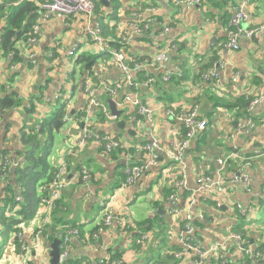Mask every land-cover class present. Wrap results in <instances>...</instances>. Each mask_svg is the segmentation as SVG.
Masks as SVG:
<instances>
[{
  "label": "crops",
  "instance_id": "obj_1",
  "mask_svg": "<svg viewBox=\"0 0 264 264\" xmlns=\"http://www.w3.org/2000/svg\"><path fill=\"white\" fill-rule=\"evenodd\" d=\"M94 2L100 10L95 18L99 21L98 18L107 14L111 5H105L101 0ZM200 5V9L192 6L179 11L174 0H120L116 17L107 15L102 18L103 23L113 18L127 26L134 20L132 14L135 12L156 17L158 23L144 33L133 34L125 46L130 65L137 60L152 58L163 50L168 41L175 45L169 51L167 61L161 65L133 72L138 89L128 87L120 93V97L129 94L148 106L150 112L146 114L135 111L131 115V108L126 109L127 105L125 108L115 105L121 113L115 119H107L104 115L102 120L98 117L99 111L92 107L95 104L90 103V95L83 86L84 79L95 89V94H92L94 102L104 105L109 103L107 99L110 97L106 83L121 77L114 65H99L108 54L102 53L87 32L88 28H93L95 19L83 14L65 19L52 17L42 23L35 43L26 46V39H20L15 43L16 51L8 55H4L0 48V96L15 92L23 100L21 106L0 112V161L5 156L22 158L18 154L25 147L20 142L21 135L33 127L35 118L49 117L61 106L58 101H43L44 97H52L58 91L70 95L65 107V121L52 133V149L47 161L51 167L60 160L67 161L70 164L69 176L84 165L92 173L93 180L75 182L61 190L62 206L49 214L46 230L57 229L63 224L78 228L79 235L70 241V261L74 263L95 261L115 254L120 255L121 264H193V253L181 258L174 255L182 250L175 240L180 222L190 214L193 226L194 220L199 223L194 230L195 238L205 248L223 243L230 263L242 264L248 257L254 264H264V253L259 257L241 255L236 242L230 238L235 233L234 226L243 223L240 216H249L250 220L241 226L246 242L255 250L261 246L264 250V220L260 219V214L264 213V100L248 109V117L254 123L249 133H237L236 123L241 119H235L237 108L231 106L239 98L243 101L264 93V0H201ZM8 8L5 6L4 11ZM234 9L244 13L241 25L245 31L258 30L255 36L241 33L237 49L223 45L229 39L227 24ZM4 23L5 15L0 16V28ZM163 24L170 27L165 35L161 33ZM103 36L107 51L117 49L112 32ZM28 50L35 53L33 58ZM70 50L72 55L68 54ZM88 57L98 59L92 72L85 69L84 59ZM14 58L18 60L14 61ZM217 58L224 62L218 77L203 79L201 72L209 69ZM166 71L173 75L169 81L162 79ZM66 72L69 73V85L65 83ZM146 72L154 78L151 86L142 85ZM235 76L236 80H233ZM38 97L42 100L31 117L23 105L28 99L36 101ZM195 103L199 118L206 122V127L190 141L183 163L178 164L172 153L184 137L183 126L176 118L169 117L166 111L171 107L176 112H185ZM88 125L97 132L114 136L121 146L109 155L101 152L95 143H88L86 146L92 147L85 149L84 146L77 154H68V142L77 145ZM39 137L43 140V136ZM152 140L159 143L156 151L158 164L134 182L125 184V168L145 159L146 153L141 146ZM224 158L229 159V165L221 172L228 186L227 196L222 198L211 192H197L194 203L190 205L188 198L197 189L198 173L210 171V176L216 180L218 163ZM14 168L11 166L7 177L0 182V209L8 193L23 200ZM240 170L248 177L249 191L241 182H229L232 174ZM176 172L183 174L185 186L176 190L175 207L178 212L170 213L168 196L172 193V176ZM47 181L46 176L34 181V196L28 207L32 216L21 222L16 231L9 232L2 243L6 249L1 251L0 264L14 261L16 234L21 232L23 239L29 242L40 219L47 217L46 213L36 215L39 189ZM236 204L248 212L242 215ZM102 206H107L114 217L110 224L104 223V227L96 231L103 224ZM5 210L9 211V207ZM146 220H151L147 223L149 236L154 235L155 238V235H160L167 240L163 242L166 248L160 257H156V249L152 251L149 243L145 249L140 248L132 237L133 232L119 223L133 221L139 224ZM51 243L50 239H42L31 264H44V261L51 264ZM166 251H172L173 258L159 263ZM206 264H217L216 257H209Z\"/></svg>",
  "mask_w": 264,
  "mask_h": 264
},
{
  "label": "built area",
  "instance_id": "obj_2",
  "mask_svg": "<svg viewBox=\"0 0 264 264\" xmlns=\"http://www.w3.org/2000/svg\"><path fill=\"white\" fill-rule=\"evenodd\" d=\"M201 0H174V5L179 11H183L186 8L196 6V8H201L200 5ZM39 8L41 10L39 18L37 22L32 27L33 36L29 37L25 41V45L29 46L37 40V36L39 34L41 25L46 20L55 17L59 19L65 18H74L77 15L83 14L89 19H97L95 15V2L94 0H43L38 2ZM134 20L130 22L127 26H125L122 22L117 19H108L107 24L109 28L115 31L114 41L117 43V49L108 50V57L103 58L99 65L106 67L108 65H114L121 73V77L114 82L108 81L106 83V90L115 103V105L119 108L126 109L131 108L130 114L133 115L135 111L139 114L149 113V107L141 104L136 98H132L129 94H124L120 97L121 91H125L128 87L137 88L138 83L135 81L133 77V72L140 69H148L153 66H159L164 61H167L169 56V51L175 47V45L168 41L166 46L162 51L157 53L152 58H144L140 61H135L131 65L127 60V55L125 52L126 45L129 44L131 37L133 34H141L148 31L154 23H158L157 19L153 15H143L139 12H135L132 14ZM94 20L93 28H88L87 32L91 39L94 41L96 45H98L99 49L103 52L107 50L106 48V39L101 34V23L97 20ZM245 19V15L242 11L234 9L233 14L231 15L228 21V35L229 39L224 46L237 49L238 48V37L241 33H245L247 36H255L258 33L257 29H245L242 27L241 22ZM170 31V27L167 24L161 25V33L163 35L167 34ZM29 56L33 58L35 53L31 50H28ZM69 55L73 54V51L70 50L68 52ZM224 62L217 58L213 65L209 69H205L201 72V77L205 80L215 79L219 75V71L223 68ZM178 72H180L179 67L177 68ZM172 75L171 71H166L162 79L163 81H168L170 76ZM146 79L142 83L145 86H151L154 78L148 73H146ZM236 80V76L233 78ZM62 86V83H61ZM83 86L85 91L90 95V103H94L92 107L98 109L101 107V112L107 119H115L117 116L109 113L105 107L99 105L97 102H94V98L92 94H95V89L91 87L89 82L84 79ZM59 92V91H58ZM55 93L51 98L46 97L45 102L55 101L60 97V94ZM62 94V93H61ZM63 95V94H62ZM264 100V93H261L257 96L252 97L250 100L248 109H252L254 105ZM66 102L64 101L63 105L66 107ZM167 115L172 118H176L179 122L182 123L184 137L183 139L177 143L175 150L172 153V158L178 164H182L184 160L185 152L189 146L190 141L198 137L204 128L206 127V122L202 121L199 118L198 113V105L195 103L185 112H176L173 108H168L166 111ZM129 116L128 118H131ZM40 118V117H39ZM254 126L253 121L250 117H246L244 119L238 120L236 123V131L237 133H249V131ZM88 143H95L101 149V152L109 154L114 149H117L121 146L120 141L114 136L108 133H100L95 131L90 125L85 126L84 134L81 138V141L75 145L68 142L66 147V152L68 154H77L84 146ZM141 150L146 153V157L144 160L140 161L138 164L128 165L125 170V184H130L138 179L144 172H146L150 167L158 164V157L156 151L159 150V143L156 140H152L149 142H145L141 146ZM236 156H239L236 154ZM20 158L10 159L4 158L0 161V182H2L7 177V170L13 166L16 167L20 163ZM246 164L249 161L245 162ZM229 165V159L224 158L222 161L218 163L217 168V179L213 180L211 172L200 171L196 178L197 189L191 193L188 198L189 204H193L195 201V194L197 192H211L219 195L220 197L227 196L228 186L226 185V181L223 178L224 176L221 174L225 170V168ZM54 171L52 172L51 179L40 186L39 196H38V210L36 212L37 216H42L44 213L47 214V217L41 218L37 228L32 232L31 239L29 242L25 241L22 237L21 232H18L17 239H19V246L14 250V261L11 264H31V261L36 256L37 251L39 250L42 239L49 240V234L51 232H46V225L49 223L48 216L55 209L57 201L60 199L61 190L66 188L69 185H72L78 180H81V183L88 182L93 180L92 173L88 170V167L84 165H80L76 172L73 175H70V164L67 161L60 160L56 165L53 166ZM220 173V174H219ZM230 183L241 182L244 187L249 191V181L247 175L244 171L240 170L238 173H233L230 180ZM172 193L168 197V201L170 204V213H177L178 210L175 207L177 196L176 190L180 187L185 186V179L181 172H176L172 176ZM20 198L17 197L16 200ZM223 203V200L220 202ZM236 207L240 211L242 215H245L248 211L244 209L240 204H236ZM103 212V224H110L112 218L114 217L109 212L107 206H102ZM183 225L179 228L176 233L175 240L182 246V250L175 253L176 258H181L187 253L194 254V262L193 264H206V260L215 256L217 264H227L228 259L225 255L226 248L225 244L217 243L213 244L207 248L203 246L195 237H194V226H193V218L190 214H186L184 216ZM125 226L127 223L128 226H132V228H136V225L133 221L131 222H119ZM62 229V226L59 227ZM79 235V231L76 228H70L62 234L59 230L54 234V237H57L61 240L59 245V261L57 264H71L70 263V241L73 236ZM149 235L147 232H143L136 239V244L142 248H146L147 240ZM230 238L234 240L237 244V251L241 255H247L249 257H259L262 254L253 249L252 246L248 245L246 242V238L242 232L232 233ZM264 252V250H263ZM108 263L109 257H103L101 259L95 261H86L81 262L80 264H101L102 262ZM122 260L112 261V264H121ZM44 264H49V261H44Z\"/></svg>",
  "mask_w": 264,
  "mask_h": 264
},
{
  "label": "trees",
  "instance_id": "obj_3",
  "mask_svg": "<svg viewBox=\"0 0 264 264\" xmlns=\"http://www.w3.org/2000/svg\"><path fill=\"white\" fill-rule=\"evenodd\" d=\"M3 3L0 4V16L5 15V23L2 24V27L0 28V48L4 55H8L10 52H15V43L20 39H28L29 37L33 36L32 33V27L37 22L39 15H40V8L38 5V2L43 0H2ZM111 7L108 9V13L105 15L100 16L99 22L101 23V34L103 36L112 32L115 35V31L111 28H109V25L102 22V18H105L107 15H110L111 17H116L117 9L120 7V0H108ZM9 7L8 10L6 9L4 11V7ZM95 12L96 17L98 15V12L100 10L96 6L95 2ZM116 36V35H115ZM104 37V36H103ZM14 54V53H13ZM105 54V53H104ZM18 60V58H14V61ZM86 61L85 69L89 72H92L93 67L96 66L98 59L97 57H88L84 59ZM140 61V60H137ZM31 62H28V64ZM32 65V64H31ZM30 65V66H31ZM148 73V72H146ZM148 75L151 76L150 73ZM146 76V75H145ZM173 76V75H172ZM169 79H171V77ZM147 78V77H146ZM169 81V80H168ZM138 89V88H137ZM136 89V91H137ZM60 94V97L57 98L55 101L61 102L62 94L60 91L58 92ZM45 98L43 101H45ZM51 98V97H49ZM36 101H33L32 98L28 99L24 106L27 113H31L35 110V108L39 105V102L42 100V98L38 97L36 98ZM252 98L248 97L247 99H243V101L239 98L236 100V103H231L232 107L237 108L235 119H244L249 116L248 114V105L250 103V100ZM54 101V102H55ZM23 100L15 93V92H8L5 93L3 96H0V112H4L8 109H11L16 106H21ZM52 100L50 103H54ZM64 102H61V106L49 117H37L35 118L33 127L26 133L21 135L20 142L25 146L24 149L19 152L18 154L21 155L22 158H20V163L14 168L15 174H16V180L20 183V189L21 194L23 196V200L21 201L20 196H14L12 193H8L2 208L0 209V247L2 246V243L6 240L8 234L10 231H16L17 226L30 218L32 216V213L29 210V201L33 198L34 192V181L36 182V179L46 176L47 180L49 181L51 179L52 172L54 171V167H51L47 161V158L51 152L52 149V133L53 131L61 128L62 124L65 121V115H66V109L63 105ZM101 107H98V117L103 118L104 115L101 112ZM105 133V132H100ZM39 136H43V140L40 139ZM112 151L109 153V155H112ZM7 157V156H5ZM3 157L2 159H4ZM13 159V158H10ZM18 159V158H17ZM2 161V160H1ZM52 168V169H50ZM50 170V173H49ZM48 173V174H47ZM8 175V170H7ZM77 183H81V180H78ZM36 186V185H35ZM173 190V187H172ZM171 190V191H172ZM171 194V193H170ZM169 194V195H170ZM19 197V200H16V198ZM169 197V196H168ZM59 199L56 203L55 209L62 206L60 205ZM18 201V202H16ZM19 207H16V206ZM6 207H9V211L5 210ZM54 209V210H55ZM6 211V212H5ZM34 216V215H33ZM249 217V216H248ZM248 217H242L240 216V221L243 223L245 221H248ZM59 220V219H58ZM147 223H151V220H146L144 222H141L139 224H136V228H132V226H128V224H125V228L128 231L133 232L132 237H134V240L139 237V235L143 232H147L150 228ZM194 230L197 226L196 223L197 220H194ZM242 223V224H243ZM56 222L54 221V226ZM199 224V223H198ZM242 224H236L233 228L235 232H242L241 226ZM159 225V224H158ZM183 225V220L180 222V227ZM104 224H100L96 231L99 228H103ZM70 228H76L71 225L63 224L62 229H55V227L51 228V235L49 234V239L51 242L54 239H57V237H54V234L59 230L62 234L65 233ZM78 230V228H76ZM79 231V230H78ZM158 238V246H163L164 241L167 240L165 237L160 235H155ZM195 237V234H194ZM136 238V239H135ZM17 239V238H16ZM14 246L15 250L19 246V239L14 240ZM263 246L259 248L257 251H259L261 254H263ZM2 251V249H1ZM1 255V252H0ZM170 255V256H167ZM164 256V259L159 261V263H163L165 259L173 258L172 251H169V253ZM120 256V255H119ZM118 255H111L109 257V262L105 263L104 261L101 264H112V261L120 260V257ZM157 257V256H156ZM251 258H246L242 264H254L252 263ZM71 264H77L72 261H70ZM80 264V263H78ZM227 264H232L227 262Z\"/></svg>",
  "mask_w": 264,
  "mask_h": 264
},
{
  "label": "rangeland",
  "instance_id": "obj_4",
  "mask_svg": "<svg viewBox=\"0 0 264 264\" xmlns=\"http://www.w3.org/2000/svg\"><path fill=\"white\" fill-rule=\"evenodd\" d=\"M106 23H107V20H104ZM70 78H69V73L68 72H66V74H65V83H66V85H69L70 84V80H69ZM63 94V93H62ZM70 99V95H66V94H63V96H62V99H61V102H64V101H68ZM110 100V97L107 99V102ZM103 107H105L106 109H107V111L110 113V112H112V110H111V107H110V105H109V103L108 104H104V105H102ZM35 113H36V110H34V111H32L31 113H30V115H31V117H33L34 115H35ZM90 147H92V146H86L85 147V149H88V148H90ZM81 151V150H80ZM2 159V158H1ZM171 168H174V166L172 165L171 166ZM260 219L261 220H264V213H261L260 214ZM148 243L150 244L149 246H151V250L152 251H154L155 249H156V253H157V257H160V256H162L163 255V252H164V248H166V247H164V246H158V238H157V236L154 238V235H151V236H149V238H148V240H147V245H148ZM1 249H6L4 246L2 247H0V252H1ZM141 250V249H140ZM44 251H45V253L47 252V250L44 248ZM44 251H42V253L44 252ZM141 251H143V250H141ZM44 253V254H45ZM158 253H160L161 255H158ZM168 254V251H166V255ZM226 255V254H225ZM258 257V256H257Z\"/></svg>",
  "mask_w": 264,
  "mask_h": 264
},
{
  "label": "water",
  "instance_id": "obj_5",
  "mask_svg": "<svg viewBox=\"0 0 264 264\" xmlns=\"http://www.w3.org/2000/svg\"><path fill=\"white\" fill-rule=\"evenodd\" d=\"M102 3H105V5H109V2L107 0H101ZM109 105L112 110L113 115H118L121 113V110H116L115 103L112 99L109 101ZM61 240L59 238L54 239L50 245V251H49V257H50V263L51 264H57L59 261V245H60Z\"/></svg>",
  "mask_w": 264,
  "mask_h": 264
},
{
  "label": "bare ground",
  "instance_id": "obj_6",
  "mask_svg": "<svg viewBox=\"0 0 264 264\" xmlns=\"http://www.w3.org/2000/svg\"><path fill=\"white\" fill-rule=\"evenodd\" d=\"M102 53H107V50L103 51ZM16 202H18V201H16Z\"/></svg>",
  "mask_w": 264,
  "mask_h": 264
}]
</instances>
